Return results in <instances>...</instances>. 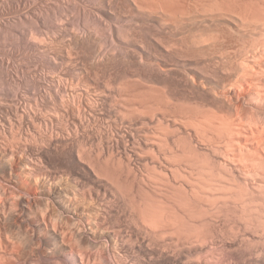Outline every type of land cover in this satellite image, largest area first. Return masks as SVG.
<instances>
[{"label": "bare ground", "instance_id": "bare-ground-1", "mask_svg": "<svg viewBox=\"0 0 264 264\" xmlns=\"http://www.w3.org/2000/svg\"><path fill=\"white\" fill-rule=\"evenodd\" d=\"M54 1H47L46 5L50 8L59 4ZM59 1H62L64 7L66 5L71 8L74 2L80 0ZM199 1L202 0H122L124 10L134 19L130 22L132 25L148 23L147 25L155 26L160 33H170V37L163 34L167 39L160 33L157 35L161 38L155 37V32L152 37L156 39L153 38L156 46L170 51L174 58L181 56L187 60L198 59L197 55L202 57L204 53H212L214 56L211 55V58L215 57V64L219 62L220 68L228 69L230 66V79L225 80H229L227 83L218 85L217 82L212 87L215 79L207 78L205 74L203 76L206 81L195 85L198 91H202V97L195 99L197 105L190 118L188 117L191 120L189 127H186L189 124H186L185 116L172 115L173 113V117L165 115L166 111L162 108L166 110L168 104L161 96L152 100L151 104L143 102L140 107L144 110H139L138 105L125 97H121L116 105L106 109L102 105L106 96L111 95L112 89L103 86L106 88L102 89L103 93L100 91L101 94L85 97V100L80 97L77 107L74 108V103L72 106L71 103L61 104L54 110L58 115L48 113L41 120H37L50 125H45V129L39 131L34 124V119H38L39 114L34 115L36 118L32 116L34 110L30 104L26 105L28 109L19 108L18 94L11 91V85L14 86L15 83L13 85L11 78H7L10 75L6 70V73L0 74L2 80L10 86L7 87L10 91L5 98L8 95L12 101L8 103L9 99L3 100L1 104L15 105L14 109L20 118L19 127L23 129L25 126V129H21L23 135L20 137H24L26 142L8 146L5 143L8 141L5 138L7 136L0 135V264H144V261L149 260L154 264H264V0H253L249 4L247 1L243 5L238 1L239 4L234 5V2L233 7L232 4L226 5L223 0ZM25 2L26 0L23 3ZM106 4L108 6L101 7L100 12L87 9V16L100 29L107 26L112 29L111 24H106L107 19L104 20L102 16L116 22L124 15L119 14L111 3ZM27 10L34 16L36 23L41 21L34 8L29 6ZM53 24L61 35L67 33L65 25ZM38 25L39 30L41 28ZM206 26L207 31L204 29ZM182 27H186L185 30L190 27L199 32L195 33L191 29L193 36L187 38L189 29L187 30L188 35L182 41L184 49L182 45H179L181 48L176 46V41L181 39L177 40V36L181 31L179 28ZM240 35H247V42L238 43ZM163 39L171 44H165ZM225 64L230 65L224 68ZM188 68L194 70L193 64ZM40 85H45L48 89L55 88L61 96L67 92L69 96H83L81 89L69 85L68 87L60 80L50 84H46L44 80ZM146 91L151 92L147 89ZM24 106L25 104L22 107ZM75 109L76 114L73 111ZM58 117L66 120L68 126L56 123ZM103 119L117 122L116 132L106 138L107 146L108 140L113 139L123 146L128 161L135 160L143 163L142 165L146 164V168L149 164L162 172L163 178L172 175L175 180L178 177L175 180L178 182V186L175 185L178 187L177 191L179 190L178 195L174 194L176 197L168 199L170 195L167 192L168 196L163 198L162 193L152 191L153 189L150 190L152 194H148L145 189L147 184L136 171L131 169L132 179L116 177L119 175L118 171V175H114L115 172L109 165L106 166L107 169L100 166V163L98 166L95 159L88 155L89 150L87 154L67 144L82 137L78 132L79 125L94 124ZM29 126L36 130L30 131ZM168 129L174 132L176 130L185 138L183 142L176 132L178 141L184 144L182 159L188 161L183 162V166L178 164L179 161L176 162L180 155L177 156L171 150L173 147L168 148L170 146L167 142L171 138H168ZM30 139H34L35 143L30 141L31 144H27ZM68 140L70 141L67 142ZM48 151L61 155L62 161L70 163L67 165V173L58 174L46 168L42 156ZM200 152L206 156L200 166L203 168H200L203 170L201 174L205 176H201L203 179L199 180L202 181L201 186L200 183L196 184L200 188L196 192L194 185L198 181L192 183L189 169L196 168L193 162L196 154ZM179 159L182 160L180 157ZM122 183L129 184V189L136 187L138 204L135 206L136 211H131L133 213L125 208H115L111 203L114 189L123 186ZM159 188L158 186L157 191ZM178 211L183 214L198 212L200 216L196 215L202 227L194 234L183 235L180 232L183 226L180 222L184 221H181L184 217ZM220 213L227 217L229 214L233 216L230 219L236 231L231 229V236L229 231L223 232L222 227H219V222L222 221L221 215L219 219ZM91 247L96 250L90 249ZM120 251L131 253L133 262L128 263L126 259H121ZM42 258L47 261L44 262Z\"/></svg>", "mask_w": 264, "mask_h": 264}, {"label": "rangeland", "instance_id": "rangeland-1", "mask_svg": "<svg viewBox=\"0 0 264 264\" xmlns=\"http://www.w3.org/2000/svg\"><path fill=\"white\" fill-rule=\"evenodd\" d=\"M47 1L50 2L53 0H26L25 3H23L24 0H0V74L6 73V71H7V74L10 75L7 78H9V77L11 78V79L10 78L9 79H10V82L13 81L12 82L13 85L15 83L14 86L11 85V87H13V89L11 91H14L18 94V97H19L18 101L20 103L19 108L20 109L21 108L24 109L25 107L27 108L28 106H26V105L30 104L31 105L30 107H32L31 109L34 110V114L32 116L34 118H36L35 116L39 114L38 115L39 118L37 117L38 119H34L32 117V119H34V121H36V122H34L36 127H35V125H34V127L39 131L44 130L45 125L48 126L49 124L48 123L45 124V122L42 123V122L37 121V120H39V119L41 120V118L43 116L45 117L46 114H48V113H51L53 115H55V113L57 114V112H55L54 110H57V107L61 106V104L65 105L67 103H69V104L71 103L70 105L72 106L74 103V108L77 107L78 106V99L80 97H81V100H85L86 98H89L91 96L94 97L95 94H98V93L101 94L102 89L106 88L103 86H108L110 89H112L111 95L109 94V96H106L105 103L102 105L106 109L116 105L121 97H125L128 100L133 101L134 102L133 104H136V106L138 105L137 107L139 108V110H144L142 107H140V105H143L142 104L143 102H144V104H147V102H150V104H151L152 100H155V98L161 96L167 102L166 104H168V106L166 107L167 108L166 110H165V108H162L164 111H166L165 115H168L169 117L170 116L173 117L172 115H175V114L185 116L186 124L187 123L189 124L186 127H189L190 122H191V120L189 119L190 115L193 113L195 106L197 105V104H195V101L199 100L202 97V96H200V95H202L201 94L202 91H198V87H196L195 85L200 83V82L204 83L206 81L205 77L212 78V80L215 79V81H214L215 84L212 85V87L217 85V84L219 85L220 83L221 84H224L225 82L227 83L229 80L228 81H225V80L230 79V77L228 76L229 73L231 74V71L229 68L230 66L227 67L228 69L225 68L226 66H228L230 64H227V65L225 64L224 68L226 70L223 69V67L220 68L219 67L220 64L218 65L219 62H216V64H215V59H214L215 57L211 58L214 56L212 53H210V55H208L209 53H206V54L204 53L205 57L202 55L203 58L200 55H197L198 59L194 57L195 59L191 58L190 60L189 59L187 60V58L184 59L183 57L180 56V58L182 59L181 60L180 58H174V56L171 55L170 51L168 52V51L164 50L161 46L159 47V45L156 46L155 45L156 39L154 37H152V35H154V32H155L156 35H154V36L161 38L159 35H157L160 33L158 31V29L156 30L155 26L152 27L150 24L147 25L148 23H146V25H144V24L143 25L142 24L141 25H139V24L132 25L130 22H132L134 19L132 18L131 14L127 13L126 10H124L123 5H122V0H116V1L115 0H80V1H77V3L76 2H74L73 4L71 3L72 4L71 6L74 5L71 8L66 6V5L64 7V4L61 3L62 1L60 2L59 0L54 1V2L58 1L59 4H58V2H56V4H58V5H55L53 7L50 6V8H49L48 5H46ZM204 1L206 2L208 0H204ZM223 1L226 3V5L228 4V6H230V4H232L231 5L232 7H233L234 2H235L234 5L239 4L240 2H241L240 4H242V5L244 2L247 3V1H248V4L250 2H253V0H251V1H249V0H229V1L223 0ZM238 1H239V3H237ZM260 1H263V0H260ZM106 2H109L112 5H114L117 12L119 14L124 13V15L121 16L120 20H118L116 22L113 21L114 19H112V21H113L112 22L110 20V18L108 20V17L102 16V17H104L103 18L104 20L107 19L106 24H108V25L111 24L110 26L112 28V29H110L109 26H107L106 28L104 27V29H105L104 30V29H100L99 25L95 24V22L93 21V19H91V17L87 16L88 15L87 11L90 9L94 12H100V8L101 7L105 8V6L107 5ZM199 2H203V0L199 1ZM246 3H244V4H246ZM29 6L34 8V11H36V13L40 16L39 20H41V21H39L38 23H36V21H34L35 20L34 16L29 14V10H27V8H29ZM26 11H28L27 13L29 15H27V13L26 14L24 13ZM107 21H109V23ZM42 22H44V23L42 24ZM82 22H83L84 26L81 25ZM52 23H56V24L61 23V24L65 25L66 28L68 29L67 33L65 35H61L55 29V24L52 25ZM113 23L115 24V26H112ZM38 24H40V25H38ZM37 25L40 26L41 29H39V30H41L42 32H40V33L38 32L39 30L37 28ZM116 25L119 28L116 27ZM209 28H211V27H209ZM212 28H213V26H212ZM185 29H186V27L179 28V30L182 31V32L181 31L179 32V30H178V32L181 34V35L179 34L180 37H179L178 32H177V35H178L177 40H179L180 38L181 39L179 41H176L178 43V45L176 44V46L182 45V49L185 48V45L183 46L184 42H182V41H184L186 39L185 35L188 33L187 30L189 29V35L187 34L188 35L187 38H189V36H191V35L193 36V33L191 34L190 32L194 31L196 33L198 31V30L195 31L196 29L193 30L190 27H187V30H185ZM204 29L206 30L207 26ZM36 30H38V31H36ZM117 30H119V31H117ZM166 33L167 34L160 33L163 37H165L164 39H167L166 38L167 36H164V35H169L168 37H170V33H168V32H166ZM197 33H199V32H197ZM243 36L244 35H240V38L239 39L237 38L238 43H239V41L241 43V42L248 40V38H245V37H247V35H245V37H243ZM150 37H151V40L149 39ZM164 39H163V41L166 42L165 44H167V45L171 44V42L168 41V40H170L169 38L167 41ZM149 40H150V42L152 41L153 44L150 42H147ZM154 42H155V44H154ZM162 44H164V43H162ZM55 52L57 54H63V56L57 55V54H55ZM58 52H60V53H58ZM181 54H183V53H181ZM211 55H213V56H211ZM209 58H211L213 60L210 61L211 59H209ZM98 59H100V61ZM151 63H153V64H151ZM191 64H193L194 70H191L188 68ZM221 65H222V63H221ZM158 69H160V70L158 71ZM168 69H170V70H168ZM217 70H219V71H217ZM221 71H223V72H221ZM224 71H228V72L226 73ZM186 74H188V75H186ZM199 74H200V76H199ZM205 74H206V76H205ZM198 77H199V79H198ZM0 78H1L0 79V107H2V110L0 108V132H1L0 135L5 134L4 136H7L5 138H7L8 141H6L4 139L6 141V142L5 141L4 142L7 143L8 146L9 145L15 146V144H18V142L19 143H23V142L26 143L23 140L24 137H22V136L20 137V135H23V134L21 133L22 128L20 129V127H19V124H20L19 114L17 113L18 114L17 115L16 111L14 109L15 105H13V104L2 105L1 104V102L3 100L6 101L7 99H9V100H7L9 103V101L11 100V97H8V95H7V98H5L6 94H8L10 90L7 89L8 85L4 82V80H2L3 77H1V75H0ZM44 80H45L46 84H50L51 82H56V80H60V81L64 82L67 86L69 85L72 88L76 87L79 90L81 89L83 91V96L82 95L81 96L77 95L74 97L71 95L69 96L68 92L65 95H63V93H62V96H61L60 95L61 93H59L58 90H56L55 88L51 87L52 89L51 88L48 89L47 86L40 85L41 82H43ZM3 82L5 83L6 86L4 85ZM143 82H145V84ZM164 82H166V83H164ZM217 82H219V83H217ZM166 84H167V86H166ZM159 86H161V87H159ZM151 88H152V90H151ZM146 89L150 90L151 92L149 93V91H146ZM84 91H85V93L88 92V93H86L87 96L85 95ZM149 94H151V95H149ZM59 96H61L62 98ZM69 97H71V98H69ZM12 99H13V97H12ZM66 100H67V102H66ZM10 102L12 103V101H10ZM33 103H35V104L32 105ZM54 103H55V105H54ZM24 104H25V106L22 107ZM48 104H50V105H48ZM150 104H148V105H150ZM7 107H9V108H7ZM185 107H186V109H185ZM6 108H7V110H6ZM153 108H154V106H153ZM9 109H11V110H9ZM154 109H156V107ZM75 110H73L75 112V113L73 112L74 114L77 113V109H75ZM38 111H40L41 113ZM189 111H191V113ZM149 112L150 111L148 110V113ZM71 116H72V114H71ZM56 120H57V118H56ZM56 120H55L56 123H59V124L64 123V125L68 126V123L66 124V122H65L66 120H64V119L62 120V118H60V117H58V121H56ZM44 121H45V119H44ZM39 122L41 123L40 125H39ZM10 126H11V128H10ZM31 126H29V129L31 128L30 131L36 130L34 127H31ZM18 127H19V129L17 130ZM24 127H23V129H25ZM116 127H117V122L116 123L110 122L108 119L99 120L97 123H94V124L93 123H90V124H84L83 123L82 125H79V127H78L79 135L82 137H80L77 140H72V141L68 140L67 142L70 141L71 143L69 142L67 144H69V146H71L73 149L74 148H75V150L79 149V150H81L87 154L90 151L89 152L90 154H88V155H90L91 158L93 157L92 158L93 160L95 159L94 161L97 162L96 164L98 165L100 163V166H105L106 169H107L106 166L109 165L110 168L112 167V171L115 172L114 175L119 174L116 177L122 176V177H126L127 179H132L130 177H132V175H133L132 173L136 171L138 174H140L141 177H143L145 184H147V187H145V189L149 192L148 194H150L152 191L155 190L156 192H158L160 194L162 193L163 198L167 197L169 194L170 196L167 197L168 199H171V197L173 198V196H175L174 194L178 195L179 190L177 191L178 187H176V186H178V184H177L178 182L175 181L176 178H178V177L174 178L175 180H173L174 176L171 177L172 175H167L166 177L170 178L167 180V178H163L164 175L162 176V174H161L162 172H160L158 169L156 170V169L152 168V166H150L149 164H147L148 167L146 168V164L142 165L143 163L140 164V163L136 162L135 160L128 161L126 158V155L124 154L125 151H123V146L121 144H117L115 142V140H113V139H112V141L108 140L109 143L107 146V139L106 138L110 137L112 133L116 132ZM19 130H20V132H19ZM165 130H164V132H165ZM176 132H177L176 130H175V132H174V130H172V131L171 130L169 131V129L167 130V133L169 134L168 138L169 137L172 138V139L170 138L168 140L167 145L170 146V147H168L170 149L173 147L174 149H171V150H173V152L175 151L177 156L180 155L179 157L182 159L183 155H181V154H182V149L184 147L183 146L184 145L183 144V142H184L183 138L184 137H182V135H179L180 133L177 132V134L179 133L178 135L180 136V138L183 141L180 143V141H178L179 137L176 134ZM112 138H113V136H112ZM12 140H14V141H12ZM28 141H27V144H29V143L31 144V142H32V144L35 143L34 139H30ZM111 145H112V147H111ZM167 145H165V147ZM108 154H109V156H108ZM196 155L195 156L198 157V159L195 157V160H197V161L194 160V162H193V166H195L196 168H194V167L192 168V164H190L192 161H190V163H189L191 165V168H192V169H189L191 171L190 173L192 174L193 177H196V178L193 179V177H191V174L189 177H190V179L192 178L191 179L193 181L192 183H195L196 181H198L195 183L194 186H196V184H198V183H200V186H201L202 181L200 182L199 180H200V178L203 179L202 177H204L205 175L202 176L203 174H201V172L203 170L201 171V169H203V168L200 166L203 164L204 158L206 156H205V154L203 155V153H201V152L199 154H196ZM110 156H112V157H110ZM61 157H62L61 155H57L53 152L48 151V152L44 153V155L42 156V159L44 160V163L46 164V168L48 170H51V172L58 173V174H65L68 172L67 165H70V163L67 162L66 160L62 161ZM179 157H177V158L179 159ZM201 158H202V160H201ZM178 159L176 162L179 161L178 164L180 163L179 164L180 166H183V162L188 163V161H186V160H183V159L178 160ZM184 159H186V157ZM103 160H105L106 162ZM198 163H200V164H198ZM127 164H129V166H127ZM143 166H145V167H143ZM127 167H129V169ZM105 168H103V169H105ZM124 169H125V171H124ZM131 169L133 170V172ZM140 169H141V171H140ZM117 171H118V174L116 173ZM155 172H157L158 174ZM119 178H121V177H119ZM161 179H163V181ZM179 179H180V177H179ZM179 179H177V180L179 181ZM129 181L131 182V180H129ZM152 181H154V182H152ZM156 181H157V183H156ZM165 183H167V185ZM123 184L124 183H122V185ZM123 186H125V187H123ZM123 186H120L119 188L114 189V191H113L114 198H112L111 203H113V206L115 208H118V209H121V208L124 209L125 208L127 211L130 210L129 212H131V211L134 212V210L136 211V209H137L136 207L138 204V198L136 195L137 194L136 187H133V188L130 187L131 189H133V190H131L128 188L129 184H125ZM158 186L160 187L159 188L160 190L157 191ZM172 186H173V188H172ZM189 186H191V185H189ZM194 186L192 188H194ZM126 187L129 191L126 189ZM164 187H166V188H164ZM151 189H153V190L150 191ZM194 189H197V190H195L196 192L199 191V189H200L199 185H197ZM167 192H168V194H167ZM171 192L173 195L170 194ZM150 196L152 197V195H150ZM129 197H130V199H129ZM149 201H151L150 198H149ZM165 202H167V201H165ZM133 212H131V213H133ZM178 213H180L184 217L183 218L182 216H180V214L178 215V216H180V218L181 217L183 218L181 221L184 220L183 221L184 224H183V222H180V224L183 225L182 228L180 229V232L184 233V234L182 233L183 235L194 234L197 231V229L202 227L201 221L198 220L199 219L198 216H200L198 212L193 211V213H192L190 211V212L183 214V213L178 211ZM186 214H188V215H186ZM193 214H194V216H196L198 218L196 219V217H194ZM196 214H198V216ZM218 215H219V219H220L221 213ZM185 216H187V217H185ZM189 217H193V218L191 219ZM223 217H224V220H223ZM232 217L233 216L230 214L228 215V217H227V215L225 216L224 214H222L221 219L223 222L222 221H221V223L219 222V227L220 226L222 227L221 228L222 231L223 232L229 231V233H228L229 235H230V233H232V232H230L231 229H233V230H231L233 232L236 231V229H234L235 227H233L234 225L232 226V224H233L231 222L232 219H230ZM90 249H92V250L94 249V251L96 250L93 247H91ZM120 253L122 256L121 259L122 258L126 259V261L128 263L133 262L132 255H130L131 253H126V252H122V251H120ZM125 254H127V255H125ZM42 259L44 262L47 261V260H45L46 258L45 259L42 258ZM147 262L149 264H150V262L152 264H154L150 260L144 261V264H148ZM118 263H119V261H118ZM136 264H143V262H140V263L137 262ZM162 264H164V263H162Z\"/></svg>", "mask_w": 264, "mask_h": 264}]
</instances>
